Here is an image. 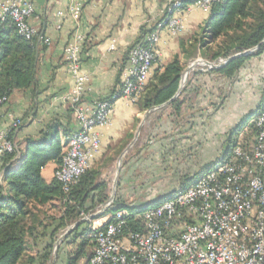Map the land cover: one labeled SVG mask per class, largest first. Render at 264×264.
Listing matches in <instances>:
<instances>
[{
    "label": "built area",
    "instance_id": "obj_1",
    "mask_svg": "<svg viewBox=\"0 0 264 264\" xmlns=\"http://www.w3.org/2000/svg\"><path fill=\"white\" fill-rule=\"evenodd\" d=\"M163 1L154 30L131 48L121 92L112 94L111 100L124 98L137 103L152 75L162 32L176 37L184 30L185 0ZM217 1L198 0L196 5L209 11ZM84 2L71 0L73 19H80ZM34 12L32 0L0 2V22L9 17L20 35L38 37L40 44L49 46L50 38L31 24ZM82 40L78 35L65 48L74 78L65 99L73 107L78 124V129L66 136L63 162L55 174L65 192L87 172L100 151L102 135L97 129L111 125L114 106L108 98L91 105L83 101L89 78L80 68ZM196 60L207 70L227 63L225 58L215 61V66L201 63L202 58ZM8 101L6 96L0 99V113ZM251 122L257 133L250 145L244 144L241 134L229 159L220 157L210 169L193 176L191 180H195L177 186L170 197L138 215L124 207L101 218V223L90 225L87 234L94 245L89 264H264V107ZM22 125L23 120L14 117L0 132V155L17 151L20 156V146L9 134ZM91 214L95 213L84 214L85 221L96 217ZM131 217L135 226L130 224Z\"/></svg>",
    "mask_w": 264,
    "mask_h": 264
},
{
    "label": "crops",
    "instance_id": "obj_2",
    "mask_svg": "<svg viewBox=\"0 0 264 264\" xmlns=\"http://www.w3.org/2000/svg\"><path fill=\"white\" fill-rule=\"evenodd\" d=\"M32 1L35 12L31 24L44 32L51 44L41 52L36 94L31 89L15 90L0 113V132L8 127L14 117L23 120V125L14 135V140L21 148H24L28 138H40L42 130L48 125L57 124L62 133L78 129L73 107L65 99L74 86V78L65 58V48L76 36L83 37L80 68L89 78L83 101L91 105L121 92L129 68L130 50L142 43L155 28L164 6L163 0H85L81 17L75 20L69 12L71 0ZM209 12L196 4L191 5L184 14L182 33L171 37L162 32V40L156 47L152 75L158 66L166 65L176 57L185 63V69L195 59H205L200 48L197 55L191 58H188V50L199 38L197 34L202 31L201 27ZM185 87L177 96L182 102L181 109L174 110V114H184L186 107L187 111H192L187 124L190 127H186L187 141H201L202 149L196 148L194 151L206 160L210 156L213 158L214 143L219 142L216 159L192 167L194 176L204 166L213 165L222 156L229 132L244 116L259 109L264 91V52L247 61L231 79L194 67ZM164 107L173 108L168 102L149 117ZM145 112L140 111L136 103H130L124 98L115 100L111 125L97 129L102 135V144L90 168L98 169L102 176L107 167L115 165L134 138ZM138 119L140 123L136 127ZM65 140L66 137L63 138ZM1 165L0 158V174ZM55 174L56 164L53 162L42 170L47 182H51ZM37 248L34 246V254H37ZM63 264H67V261Z\"/></svg>",
    "mask_w": 264,
    "mask_h": 264
},
{
    "label": "trees",
    "instance_id": "obj_3",
    "mask_svg": "<svg viewBox=\"0 0 264 264\" xmlns=\"http://www.w3.org/2000/svg\"><path fill=\"white\" fill-rule=\"evenodd\" d=\"M197 1L185 0L184 7L187 9ZM201 29V38L191 45L188 58L195 57L198 48L208 61L225 58L227 63L209 70L231 79L247 61L264 52V0H219L212 5ZM45 47L38 37L27 39L20 35L11 18L0 22V99L4 96L10 98L15 90L31 89L36 94L40 56ZM254 48L257 49L250 54L233 57ZM184 70L185 63L179 57L158 66L136 103L139 110L147 111L170 102L175 111H180L182 102L179 97H173ZM263 107L264 91L259 109L244 116L229 132L221 156L224 160L230 158L241 134L244 142L253 140L257 129L251 122L252 117H256ZM68 134L67 131L60 132L57 124L48 125L40 138L26 140L24 148L20 147L19 157L17 151L0 155V264H48L57 234L108 199V184L101 180V172L93 167L69 192L64 191L56 176L51 182L43 177L42 170L48 163H55L56 171L61 166L66 148L63 138ZM14 135L15 131L10 132L9 138L14 140ZM213 165H206L201 171ZM173 193L140 206H123L115 201L106 212L125 207L135 216ZM129 221L135 226L134 217ZM84 225L85 222L79 224L67 236L72 238L70 243L73 246L67 264H80L83 257L89 256L88 260L91 257L92 252L88 254V249L92 247L93 250L94 244ZM34 246L38 247L37 254L33 253Z\"/></svg>",
    "mask_w": 264,
    "mask_h": 264
},
{
    "label": "rangeland",
    "instance_id": "obj_4",
    "mask_svg": "<svg viewBox=\"0 0 264 264\" xmlns=\"http://www.w3.org/2000/svg\"><path fill=\"white\" fill-rule=\"evenodd\" d=\"M197 35L201 38V32H198ZM195 67L203 70L208 69L206 65H196ZM186 109L184 114L176 115L173 108L164 107L151 117H147L137 140L126 152L122 160L118 176L119 159L113 167H107L106 171H104L105 173H102L101 180L108 184V198L113 192L114 182L117 179L114 202L118 201L117 203L123 206L146 205L150 201L172 193L183 181L186 182L188 178L193 177L194 173L191 170L195 165L216 159L218 141L214 143L213 158H210L212 157L210 156L207 160L202 158L200 153L197 155L198 152L194 151L196 148L202 149L203 143L201 141L192 143L187 141L185 134L188 133L187 128L190 127H187V124H189V114L192 111H187ZM139 123L140 119L137 120L136 127ZM245 143L250 145V142ZM193 171L195 172L194 169ZM100 208V206H97L94 210L85 213V215L97 213ZM110 214V212H104L88 221H84V228L87 231L90 225L101 223V218ZM67 228L57 234L55 242L65 233ZM67 236L59 246L55 264H63L64 261H67L68 254L73 250V246L70 243L72 238H67ZM53 250L54 246L51 249V261L48 264H51L55 259ZM91 252L92 247L88 249V254H91ZM88 258L89 256L87 258L86 256L83 257L80 260V264H88Z\"/></svg>",
    "mask_w": 264,
    "mask_h": 264
},
{
    "label": "water",
    "instance_id": "obj_5",
    "mask_svg": "<svg viewBox=\"0 0 264 264\" xmlns=\"http://www.w3.org/2000/svg\"><path fill=\"white\" fill-rule=\"evenodd\" d=\"M252 52V50H249V51H245L243 53H239L233 57H237V56H241V55H247V54H250ZM233 57H230V59H232ZM202 62L207 64V65H212V66H215V63L214 62H211V61H208L206 59H202ZM199 64V60H196L194 61V63L190 64L182 73V77H181V80H180V85H179V89L176 93V95L173 97L176 98L180 92L182 91V87L183 85L187 82V79H188V75L190 73V71L197 65ZM168 103V102H167ZM167 103H164V104H167ZM164 104H161V105H156V106H153L152 108L148 109L145 114H144V117L141 121V123L139 124L137 130H136V133H135V136L133 138V140L131 141V143L127 146V148L121 153L120 157H119V162H118V169H117V176L119 174V171L121 169V165H122V160L126 154V152L133 146V144L135 143V141L137 140L138 136H139V133L147 119V117L153 112L155 111L156 109L160 108L161 106H163ZM117 180V179H116ZM115 180L114 182V187H113V192L112 194L110 195V197L100 205V209L97 213L95 214H91L90 216L91 217H94V216H97L99 215L100 213H102L110 204H112L114 202V199H115V192H116V186H117V181ZM159 199H157L156 201H158ZM85 221V218H81L79 221H77L76 223L72 224L71 226H69L67 228V230L65 231V233L63 235H61L55 242L54 244V250H53V254L55 256V259L51 262V264H55L56 262V256H57V252H58V249H59V246L61 244V242L63 241V239L72 232V230H74V228H76L79 224L83 223ZM51 261V260H50Z\"/></svg>",
    "mask_w": 264,
    "mask_h": 264
},
{
    "label": "bare ground",
    "instance_id": "obj_6",
    "mask_svg": "<svg viewBox=\"0 0 264 264\" xmlns=\"http://www.w3.org/2000/svg\"><path fill=\"white\" fill-rule=\"evenodd\" d=\"M202 63V62H201Z\"/></svg>",
    "mask_w": 264,
    "mask_h": 264
}]
</instances>
